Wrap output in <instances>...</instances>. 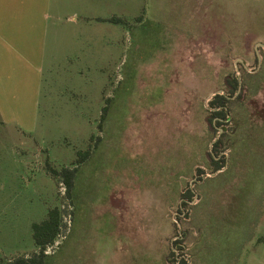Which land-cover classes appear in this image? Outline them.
<instances>
[{
  "label": "rangeland",
  "instance_id": "374dc122",
  "mask_svg": "<svg viewBox=\"0 0 264 264\" xmlns=\"http://www.w3.org/2000/svg\"><path fill=\"white\" fill-rule=\"evenodd\" d=\"M66 1L44 60L0 98V264L38 252L55 206L44 264H264V0ZM234 76L217 132L210 100ZM88 149L71 202L51 170Z\"/></svg>",
  "mask_w": 264,
  "mask_h": 264
},
{
  "label": "crops",
  "instance_id": "0c3cea01",
  "mask_svg": "<svg viewBox=\"0 0 264 264\" xmlns=\"http://www.w3.org/2000/svg\"><path fill=\"white\" fill-rule=\"evenodd\" d=\"M66 2V0H0L1 99L15 100V84L22 78L28 80L31 71L37 70L38 62L44 60L48 44L44 36L48 34L49 18L60 20L62 11L67 9ZM74 17L76 15L71 18ZM210 48L209 46L202 48L206 51L203 53H208L207 60H213L214 57ZM181 65L184 63L177 58L172 64Z\"/></svg>",
  "mask_w": 264,
  "mask_h": 264
},
{
  "label": "trees",
  "instance_id": "16d2710c",
  "mask_svg": "<svg viewBox=\"0 0 264 264\" xmlns=\"http://www.w3.org/2000/svg\"><path fill=\"white\" fill-rule=\"evenodd\" d=\"M112 20L119 21L120 19L112 18ZM226 85L228 87L226 93H216L214 98L210 100L211 108L207 120L217 132V126H223L224 121L229 115V103L232 96H234L236 92L240 91V88L242 87L240 80L236 76H234L230 81L227 80ZM106 108L107 107H104V112L101 115V126L106 116ZM225 136L226 129L223 128L220 137L213 146L215 154L210 155L214 164V171L221 169L225 165V157L221 156L217 158L222 151L221 144L223 143ZM98 139L100 141L101 136H99ZM91 153L92 152L90 149H88L83 154L80 152L81 158L77 160L74 167H64L61 170H51L55 175L61 176L63 183H65L66 196L71 200V202H73V190L75 188L76 178L79 173V166L91 156ZM200 171L202 170L199 169V172ZM182 196L186 199L183 201V204H187L193 199L194 192L191 188H187V190L183 192ZM62 223L63 214L61 208L59 206L50 208L45 219H43L41 222H36L33 224V235L37 248L39 249L38 252H35L32 256L17 257L14 260L8 261V264H44V258L48 256V247L53 246L61 234ZM172 254L174 255L175 251L172 250ZM182 263L186 264V261L182 260Z\"/></svg>",
  "mask_w": 264,
  "mask_h": 264
}]
</instances>
